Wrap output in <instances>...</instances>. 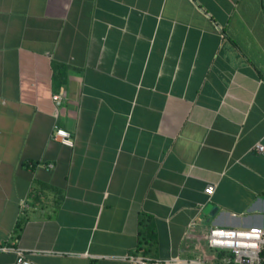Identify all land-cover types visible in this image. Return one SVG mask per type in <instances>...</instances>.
Segmentation results:
<instances>
[{
  "label": "crops",
  "instance_id": "1",
  "mask_svg": "<svg viewBox=\"0 0 264 264\" xmlns=\"http://www.w3.org/2000/svg\"><path fill=\"white\" fill-rule=\"evenodd\" d=\"M259 143L264 0H0V264L212 259L262 221Z\"/></svg>",
  "mask_w": 264,
  "mask_h": 264
},
{
  "label": "built area",
  "instance_id": "2",
  "mask_svg": "<svg viewBox=\"0 0 264 264\" xmlns=\"http://www.w3.org/2000/svg\"><path fill=\"white\" fill-rule=\"evenodd\" d=\"M62 96L55 94L54 99L57 103L61 102ZM54 138L65 145L74 146V140L69 130L63 127H56ZM259 151L264 150L262 144H257ZM214 185L210 184L205 188V192L212 194ZM208 240V248L213 252L212 259H209L203 249L202 257L194 259L172 257L167 259L138 258L135 264H264V214L262 221L258 224L229 227L212 224L205 234ZM18 239H14L12 244H16ZM1 249H11L9 246ZM224 255H221L222 253ZM19 257L17 264H34L27 259L18 249ZM230 253V254H227Z\"/></svg>",
  "mask_w": 264,
  "mask_h": 264
},
{
  "label": "trees",
  "instance_id": "3",
  "mask_svg": "<svg viewBox=\"0 0 264 264\" xmlns=\"http://www.w3.org/2000/svg\"><path fill=\"white\" fill-rule=\"evenodd\" d=\"M54 85L55 88L57 89L58 86H62L66 82V75L64 74V69L61 68V66L57 65L56 63L54 64ZM140 226L141 229L142 227L145 226V219L141 218L140 219ZM225 253L223 252L221 255H224ZM230 254V253H227Z\"/></svg>",
  "mask_w": 264,
  "mask_h": 264
}]
</instances>
